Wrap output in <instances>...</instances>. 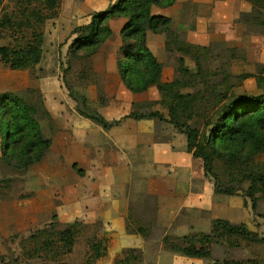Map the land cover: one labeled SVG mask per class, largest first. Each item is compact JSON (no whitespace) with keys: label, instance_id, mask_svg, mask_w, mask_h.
I'll list each match as a JSON object with an SVG mask.
<instances>
[{"label":"rangeland","instance_id":"374dc122","mask_svg":"<svg viewBox=\"0 0 264 264\" xmlns=\"http://www.w3.org/2000/svg\"><path fill=\"white\" fill-rule=\"evenodd\" d=\"M18 1L0 2V19L5 13L20 16ZM180 1L181 8L166 10L165 13L176 16L173 29L183 39L196 45L210 46V68L225 66L233 74L264 76V3L255 6L254 10L253 3L245 0ZM89 2L93 4L62 0L59 16L43 27L44 53L39 65L29 70L14 71L0 61V94H19L35 105L38 108L39 126L44 135L52 140L44 159L27 171L17 172L0 163V181L13 180L10 189L4 184L0 188V256L8 257L9 263H14L12 259H18L19 264H88L90 241L97 238L103 242L106 252L94 264H116L128 249L141 252L142 261L137 264H212L216 261L264 264V244H249L241 239H234L233 244L232 241L213 244L211 257L203 260L174 253L164 243L165 237H169L171 243L177 242V237L195 236L200 239L203 234L211 233L214 219L244 223L249 230L264 238V196H257L258 203L256 210H253L251 199L246 197L244 191L249 187L248 183H244L243 189L233 196L216 194L213 179L206 176L202 161L196 159L201 164H196L195 173L199 175L196 174L192 184L190 176L188 180L183 173L172 176V180H175L173 184L160 180L162 189L168 191L171 187L175 193L162 203L152 192L156 190V176H153L151 165L149 169L141 167L139 171L142 173H132V178L128 180L121 169L114 176L105 175L102 174V165L88 162L89 156L78 158L80 147H75L74 143L86 142L75 137L77 125L89 121L77 113V104L70 96V88L87 96L88 100L97 101L100 106L125 110L115 111L122 113L121 123L134 110L145 112L151 109L168 118L167 110L160 105L134 107V104L159 100L160 94L156 88L133 95L119 84L116 61L118 48L122 44L120 31L124 20L110 22L115 36L103 44L95 55L87 57L85 51L75 53L70 49L79 35L75 29L87 25L89 14L96 12L92 11V6H100V0ZM258 9L263 12L258 13ZM23 32L17 29L0 30V47L25 44L31 34L29 30ZM157 42H152V46L159 52ZM177 56L160 55V61L164 64L163 81L173 79ZM185 60L190 69L195 68L191 58L185 57ZM237 92L256 96L262 90L258 87L257 77H254L244 81ZM100 106L93 109L102 111L103 107ZM133 120L136 124L140 122L144 125L143 122H147L146 133L149 134L146 143H187L186 136L165 120L157 117ZM121 129L124 132L129 130L125 126ZM129 133V143H140L130 138L134 136L132 131ZM178 134L182 136L181 140ZM98 137L99 140L102 137L100 132ZM1 145L3 140L0 134V154ZM255 165L264 173V153L255 157ZM220 173H223L222 169ZM221 176L226 182L229 180ZM117 179H120L119 185L116 184ZM172 186H175V190ZM232 187L238 189L241 185L234 184ZM106 190H111L110 200L106 202L104 195L105 201L101 202L100 197ZM116 190L120 193L113 192ZM124 191L130 195V200L128 197L121 198ZM114 193L119 205L113 203ZM124 201L129 207L127 211L122 210L126 207ZM54 215L58 217L60 230L68 224L82 223L73 252L57 261L46 258L28 260L22 251V240L29 239L37 230L48 226ZM139 228H143L146 234L136 233ZM26 245L31 246L30 243Z\"/></svg>","mask_w":264,"mask_h":264},{"label":"trees","instance_id":"16d2710c","mask_svg":"<svg viewBox=\"0 0 264 264\" xmlns=\"http://www.w3.org/2000/svg\"><path fill=\"white\" fill-rule=\"evenodd\" d=\"M255 6H262L264 0H245ZM3 2V0H0ZM62 0H20L21 15L5 13L0 19V30H29L30 39L19 46H1L0 61L10 70H29L39 65L43 59L45 24L57 18ZM178 0H118L106 11L95 12L87 25L75 29L79 35L70 49L77 53L85 51L87 57L95 55L114 35L109 24L113 19H124L120 36L122 44L117 56V69L127 90L142 94L155 87L160 99L151 103L134 104V107L152 108L160 105L168 112V118L153 110L132 111L125 118L141 120L159 118L173 125L187 138V151L203 163L206 176L214 181V192L223 196H233L243 189L256 210L258 195L264 196V173L255 165V157L264 153V76L251 73L233 74L225 66L210 68L208 59L210 46L193 44L176 32L169 17L154 15L152 7L169 8ZM258 13L263 11L258 9ZM166 35V55L178 54L177 66L171 81H163L164 64L159 62L147 44V33ZM23 38H25L23 36ZM74 53V54H75ZM185 57L195 62V68L186 65ZM257 77L259 95L238 94L244 81ZM70 96L76 102L77 113L104 130L118 126L122 120H107L101 113L88 105L85 95L70 88ZM38 108L19 94H0V134L3 145L0 163L17 172L27 171L41 162L52 146L39 126ZM223 173H220V170ZM78 172H81L79 170ZM82 175L84 173H81ZM228 177L226 182L223 177ZM12 179L0 181L8 189ZM234 184L241 185L234 189ZM57 215L43 229L37 230L29 239L22 240L24 257L28 260L46 258L57 261L73 252L82 223L68 224L65 229L58 228ZM138 234H146L143 228ZM241 239L249 244H264L256 232L244 223L234 224L225 219H214L212 230L198 239L195 236L175 238L171 243L164 238L168 248L177 254L191 259H208L211 246L221 241L233 244ZM30 243L31 246L26 244ZM200 244V247H198ZM91 254L88 264H94L105 256L106 247L95 238L90 241ZM0 256V264H19L18 259ZM142 261L138 249H128L126 255L116 264H137ZM212 264H232L230 261H216Z\"/></svg>","mask_w":264,"mask_h":264},{"label":"crops","instance_id":"0c3cea01","mask_svg":"<svg viewBox=\"0 0 264 264\" xmlns=\"http://www.w3.org/2000/svg\"><path fill=\"white\" fill-rule=\"evenodd\" d=\"M80 1H82L83 4L84 3L93 4L92 2H89V0H80ZM117 1L118 0H105V1L100 0L99 2L100 6L99 7L97 6L98 8H96L95 5L92 6L93 7L92 11H96V12L106 11L109 7H111ZM180 4H181V1L178 0V2L174 6L169 7V8H160L157 6H153L152 13L154 15H160V16L171 18L172 26H175V20H177L176 16L172 14L171 15L166 14L165 11L166 10L173 11L177 7L181 8L179 6ZM88 18L91 19V14H89ZM113 20H116V19H113ZM120 20H124V19H120ZM111 21L112 20H110V22ZM89 22L90 20L86 24H88ZM124 23H125V20H124ZM114 36H115V33L112 36V38ZM155 40L158 41L157 45L160 48L159 52L158 50H156L155 47L153 48L152 46V42H154ZM166 41L167 39H166L165 34H154L153 32L147 33L148 47L159 62H161L160 55L161 54L166 55ZM189 42L193 44H197L193 41H189ZM119 48H118V51H119ZM118 51H117V56H118ZM109 70L112 71L111 68ZM118 75H119V72H118ZM114 76L117 78V75H114ZM118 81L120 85L124 86L120 78V75H119ZM131 94L133 93L131 92ZM87 101H88V105L91 108L97 109L100 106L97 101L94 102V101H91L90 99L88 100V97H87ZM102 107L103 106H100V108ZM115 111H125V110L121 108L120 109L118 108L116 110H110V106H106V107H103L102 111H99V112H101V115H103L109 121L120 120L121 118L120 116L122 115V113L115 112ZM126 112L128 113L127 110ZM88 121L89 122L84 121L82 123L83 125H79V126L77 125L78 130L75 132L76 133L75 137L80 138L81 140H84V142H86V143H74L75 147L76 146L80 147V150L78 151L77 156L78 158H87L89 156L90 157L89 161L86 159L85 161H88L93 164L96 163V164L102 165L101 166L102 174L114 176V173L119 172V170L121 169L126 174V178L129 180L130 178H132V173L133 175L134 173H137V174L142 173L139 171L141 167L145 169H149V165H151V169H153V176H156V178H154V183L156 184V190L152 192L155 193L154 196L162 200V203H164L165 198H168L169 196L172 197V195L175 193L172 192L171 187H170V190L168 191L162 189L161 185H159L161 183L160 180L168 181L173 184L175 180L174 181L172 180V176L182 175L181 173H183L184 175H186L188 180L190 176V180L192 184L196 178V174L199 175L198 173H195L196 172L195 169H196V164L199 163L200 165L201 163L199 161H196V159L190 153H188L187 143H184V141L183 143H174V142L146 143L145 140H148L147 135L149 134V133H146L147 132L146 129H148L146 128L147 122H143L145 125L144 126L140 122H137L136 124L134 123L136 121H134L133 119L127 118L125 119V122L119 124L118 126L110 130H104L101 126L99 125L96 126V124L94 125L92 121L90 120ZM124 126L129 130H127L126 132L122 131L121 127H124ZM131 131H132V134H134V136L133 137L130 136V138L133 140L135 139V141L137 142L139 140L140 143H129V135H130L129 132ZM99 132L102 134V137L100 140L98 137ZM127 133L129 134L127 135ZM178 136L181 140L182 136L180 137L179 134ZM105 138L107 141H105ZM103 142H106V143H103ZM178 144L180 147L178 146ZM89 153L91 154L89 155ZM175 172L176 174H174ZM159 175H161V177ZM117 180H118V183L116 184L119 185L120 179H117ZM172 189L175 190V186H172ZM119 190H116L113 192L119 194L121 191ZM110 192L111 190L110 191L106 190V192H104V194L100 197L101 202H104L105 200L103 199L105 198L107 199L106 202L110 200L109 199ZM115 193H114L115 201L113 203H117L116 201L117 199L115 198ZM121 194H123V197L121 195L122 199H126L128 197V199L130 200V195L125 194V191L124 193L121 192ZM104 195H106L105 198H104ZM117 204L119 205V203ZM185 204H189V203L186 202ZM121 205H122V201H121ZM125 205L126 207L122 208V210L124 209L127 211L129 207L127 206V202L125 203L124 201V206Z\"/></svg>","mask_w":264,"mask_h":264}]
</instances>
